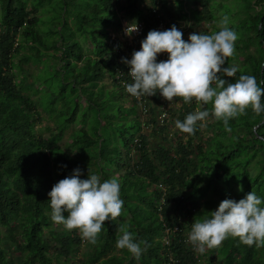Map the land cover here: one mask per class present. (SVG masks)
<instances>
[{"label":"trees","instance_id":"1","mask_svg":"<svg viewBox=\"0 0 264 264\" xmlns=\"http://www.w3.org/2000/svg\"><path fill=\"white\" fill-rule=\"evenodd\" d=\"M224 16L237 34L228 81L246 74L264 87V0H0V264H264V244L228 237L201 254L187 243L191 223L222 199L252 191L264 206V111L248 108L227 126L209 116L167 143V114L182 121L201 104L174 97L178 108L165 110L158 93L124 88L122 25L185 20L211 34ZM74 167L120 184L121 213L95 243L50 219L47 192ZM122 231L147 242L139 259L115 247Z\"/></svg>","mask_w":264,"mask_h":264},{"label":"clouds","instance_id":"2","mask_svg":"<svg viewBox=\"0 0 264 264\" xmlns=\"http://www.w3.org/2000/svg\"><path fill=\"white\" fill-rule=\"evenodd\" d=\"M226 16L219 20V30L211 34L192 32L187 40L175 24L164 30H149L140 40L138 50L130 58L121 57L127 65L131 83L124 85L132 97L152 96L157 93L166 101L181 97L184 103L194 98L202 106L188 113L175 127L192 134L197 121L200 127L211 116L227 126L235 118L251 110L259 115L264 111V87L256 78L241 74L236 65L225 66L233 54L237 34L228 27ZM137 30L135 21L125 24V35ZM166 53V59L157 55ZM211 103L209 110L203 105ZM81 177V169L74 167L68 175L52 184L47 192L50 219L67 230L77 229L82 239L95 243L105 221L115 220L121 213L120 184L116 178L102 179L89 172ZM255 192L249 191L242 198H225L203 219L191 223L187 243L194 252L204 253L220 246L228 237L238 238L240 243L259 247L264 244V206ZM66 214V215H65ZM141 244L144 247H141ZM146 241H137L129 231H122L115 242L117 249H126L133 258L139 259L146 251Z\"/></svg>","mask_w":264,"mask_h":264},{"label":"rangeland","instance_id":"3","mask_svg":"<svg viewBox=\"0 0 264 264\" xmlns=\"http://www.w3.org/2000/svg\"><path fill=\"white\" fill-rule=\"evenodd\" d=\"M141 6H143V7H145V5H146V3H144V2H140L139 3ZM165 13V12H164ZM179 26H180V30H181V32H182V38L183 39H185V40H187V37H188V34L189 33H191L192 32V30H200V29H203V28H205V25H203V24H200V25H196V26H192V27H190L189 26V23L188 22H186L185 20H182V21H180L179 22ZM108 31H109V33H110V35L111 36H115V32L114 31H112L110 28H108ZM135 42H137L138 44H140L139 42H140V40H136ZM139 49V48H138ZM34 70H37L35 67H31L30 66V71H34ZM104 81H105V85L106 86H110L111 84H110V80L109 79H107V78H105L104 79ZM25 84L26 85H33L34 86V84H32V78L31 77H27L26 78V80H25ZM159 103H161L162 104V106L164 107V109L166 110H169V109H177L178 108V106H179V104H178V102H174L173 100L172 101H166L165 99L164 100H161V102L159 101ZM158 103V104H159ZM160 105V104H159ZM168 112V111H167ZM161 115V114H160ZM160 117V116H159ZM161 117L163 118V117H166V114H164L163 116L161 115ZM167 117H168V119H167V121H168V124L166 125L167 126V128L164 130V135H165V142H169L172 138H173V134L176 132L177 133V135L176 136H179V135H181V131L179 130V129H177L176 127H175V121H176V119L174 118V117H169L168 116V114H167ZM43 121V120H42ZM45 121H46V119H44V123H45ZM47 121H50V120H47ZM203 129V128H202ZM70 131V129H68L67 131H66V133L64 134V136H63V138H62V140L60 141V143L61 144H63V142L64 141H66V139H67V135H68V132ZM143 131H145V134H147L148 135V137H149V142L150 143H152L153 145L155 144V143H158V142H161L162 141V139H163V136L162 135H155L151 130H147V129H143ZM205 132V131H204ZM205 134V133H204ZM174 139V138H173ZM175 141L177 140V138L175 137V139H174ZM88 243H86V241L85 242H83V243H81V245H80V249H79V251L77 252V254H76V257H81L83 254H84V252L85 251H87L88 249H89V246L87 245ZM200 264H207L206 263V261H203V260H201V263Z\"/></svg>","mask_w":264,"mask_h":264},{"label":"built area","instance_id":"4","mask_svg":"<svg viewBox=\"0 0 264 264\" xmlns=\"http://www.w3.org/2000/svg\"><path fill=\"white\" fill-rule=\"evenodd\" d=\"M154 10V9H153ZM155 12V10H154ZM137 24V30L134 31L131 35H125L124 34V27H125V24L122 25L121 27V30H120V38L125 42V44L130 47V54L128 56V58H130L131 56V53L133 50H138V48L140 47V44H138L137 42H135L136 40H141L144 38V36L146 35L147 31L149 30H164V29H167L169 26L167 25L166 21L164 20H159L157 23H155L154 25L150 26L148 29L145 28V25L142 23V22H136ZM179 30H180V27L178 26L177 27ZM166 58V53H160L157 55V60H162V59H165ZM130 77V75H129ZM131 79V77H130ZM125 82H123L124 84ZM158 97L161 99V100H164L159 94H158ZM162 109L164 108L163 106H161ZM165 113L162 112L161 115L163 116ZM160 115V117H161Z\"/></svg>","mask_w":264,"mask_h":264}]
</instances>
